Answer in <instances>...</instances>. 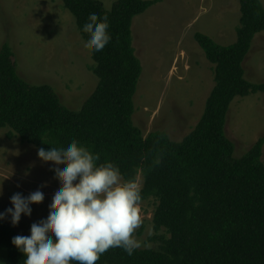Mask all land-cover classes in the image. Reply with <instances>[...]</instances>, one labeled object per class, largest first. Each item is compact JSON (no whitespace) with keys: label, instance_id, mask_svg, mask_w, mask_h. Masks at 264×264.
Wrapping results in <instances>:
<instances>
[{"label":"trees","instance_id":"16d2710c","mask_svg":"<svg viewBox=\"0 0 264 264\" xmlns=\"http://www.w3.org/2000/svg\"><path fill=\"white\" fill-rule=\"evenodd\" d=\"M83 25L92 10L107 15L111 42L90 48L97 78L78 111L67 109L48 85L21 79L7 44L0 48V130L7 138L41 147H61L75 138L119 166L124 180L143 179V201L155 200L151 242L129 256L109 248L96 264H264V135L239 158L224 127L236 98L263 94L264 83L245 79L243 62L254 37L264 32L260 0H238L235 42L220 46L195 33L194 40L213 65V88L202 115L181 142L154 131L145 138L132 123L133 96L142 72L132 47L131 24L159 0H116L108 11L99 0H58ZM165 232L164 235H158ZM140 233V232H138ZM18 234L0 221V264H24L11 243ZM76 264V262H73Z\"/></svg>","mask_w":264,"mask_h":264},{"label":"rangeland","instance_id":"374dc122","mask_svg":"<svg viewBox=\"0 0 264 264\" xmlns=\"http://www.w3.org/2000/svg\"><path fill=\"white\" fill-rule=\"evenodd\" d=\"M110 10L116 0H99ZM264 7V0H260ZM240 17L238 0H159L133 18L132 47L142 72L133 96L132 123L142 136L154 131L181 142L199 121L213 88V65L194 40L208 36L220 46L235 42ZM7 44L18 76L30 85H48L69 110L78 111L93 92L97 78L89 47L81 38L73 16L58 0H0V48ZM245 79L264 83V32L256 35L243 62ZM0 130V212L11 207L14 193L24 196L40 189L44 200L31 205L16 226L2 220L18 235L30 234V226L47 215L59 178L54 165L37 157V148ZM224 133L234 145L235 158L247 152L264 135V95L236 98L227 113ZM261 161L264 164V147ZM63 163V162H62ZM46 187H43L44 184ZM137 183L142 186L141 175ZM143 224L135 235L146 246L151 242L155 200L142 202ZM140 232V233H138ZM158 235H164L160 232Z\"/></svg>","mask_w":264,"mask_h":264},{"label":"clouds","instance_id":"9594fccd","mask_svg":"<svg viewBox=\"0 0 264 264\" xmlns=\"http://www.w3.org/2000/svg\"><path fill=\"white\" fill-rule=\"evenodd\" d=\"M109 29L108 16L92 10L82 28L88 33L85 45L93 52L102 51L112 39ZM37 157L54 165L59 186L52 193L47 215L30 226V234L12 238L24 264H96L109 248H122L131 256L146 246L135 235L143 224L142 186L124 180L118 165L99 162V155L75 138L61 147H41ZM43 200L40 189L27 196L14 193L11 207L0 212V221L10 217L16 226L22 214L31 215V205ZM148 234H153V228Z\"/></svg>","mask_w":264,"mask_h":264}]
</instances>
